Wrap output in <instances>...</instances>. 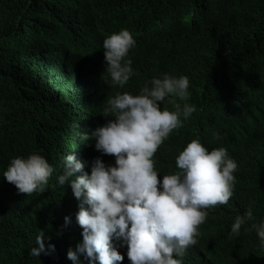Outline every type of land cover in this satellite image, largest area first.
Instances as JSON below:
<instances>
[{
    "label": "clouds",
    "instance_id": "obj_1",
    "mask_svg": "<svg viewBox=\"0 0 264 264\" xmlns=\"http://www.w3.org/2000/svg\"><path fill=\"white\" fill-rule=\"evenodd\" d=\"M135 46L127 29L103 39L111 85L123 88L134 74ZM220 48L231 57L251 56L232 64L228 77L222 59L202 60L195 95L190 77L157 74L135 95L111 91L103 112L94 104L90 131L84 103L65 99L60 84L50 123L14 133L22 152L5 162L0 188L12 196H47V216L35 227L26 221L24 264H124L122 251L126 264H187L192 247L198 264H264V213L257 215L248 200L257 186L247 175L238 189L236 157L248 139L245 122L249 137L264 126V114L252 121L256 107L264 109V55L247 45ZM245 89L252 94L247 102L238 97ZM64 113H72L67 123ZM185 125L190 134L175 147L170 139ZM233 193L236 205H227ZM11 198L0 195V207L10 208ZM215 234L227 243L216 245Z\"/></svg>",
    "mask_w": 264,
    "mask_h": 264
},
{
    "label": "trees",
    "instance_id": "obj_2",
    "mask_svg": "<svg viewBox=\"0 0 264 264\" xmlns=\"http://www.w3.org/2000/svg\"><path fill=\"white\" fill-rule=\"evenodd\" d=\"M188 8L196 13L188 16ZM159 19L165 22L159 24ZM120 29L132 31L136 38L129 52L134 74L123 88L105 80L101 47L104 38ZM191 32L195 38L187 37ZM224 45H247L264 55V0H0V175L8 158L22 152L15 146L14 133L50 123V114L58 108L60 84L65 99L70 96L76 104L84 103L82 116H88L92 131L95 117L91 109L95 104L97 112H103V99L111 91L126 89L120 93L135 95L133 91L140 92L151 78L168 72L190 77L195 95L194 73L202 60L222 59L228 64V77L232 64L238 66L251 56L244 51L231 57L221 50ZM257 91L258 86L252 94ZM252 94L248 89L244 98L238 97L247 102ZM66 114L60 119L65 123L72 113ZM263 114L264 109L256 107L252 121ZM248 125L249 120L245 122L248 139L236 152L238 185L244 176H254L257 191L248 200L261 215L264 126L249 137ZM189 134L185 125L170 143L177 147ZM0 195L14 199L10 208L0 207V264H24L23 250L29 243L26 221L35 227L47 216L43 208L47 196H12L1 188Z\"/></svg>",
    "mask_w": 264,
    "mask_h": 264
},
{
    "label": "bare ground",
    "instance_id": "obj_3",
    "mask_svg": "<svg viewBox=\"0 0 264 264\" xmlns=\"http://www.w3.org/2000/svg\"><path fill=\"white\" fill-rule=\"evenodd\" d=\"M256 87V86H255ZM235 107H238L235 106ZM240 189L242 186L241 184L238 186ZM237 195V193H233V196L230 198V200L228 201L227 205H236V200H235V196ZM222 212V217H225L226 213H227V210H221ZM226 218V217H225ZM225 234L229 235V231H223ZM213 240L217 241L218 243L219 242H225L224 241V238L222 235L220 234H215V236L213 237ZM252 239H250L251 241ZM204 243V242H203ZM191 250L188 252L186 258H187V264H198V261L200 260V256L197 254L198 253V250L196 248H190ZM123 255H124V264H126V262H128V259L125 255L126 251H122Z\"/></svg>",
    "mask_w": 264,
    "mask_h": 264
},
{
    "label": "water",
    "instance_id": "obj_4",
    "mask_svg": "<svg viewBox=\"0 0 264 264\" xmlns=\"http://www.w3.org/2000/svg\"><path fill=\"white\" fill-rule=\"evenodd\" d=\"M249 88L251 89L252 87H251V86H249ZM245 90L247 91V89H245ZM246 91H245V93H246ZM210 104L214 105V104H215V102H210Z\"/></svg>",
    "mask_w": 264,
    "mask_h": 264
}]
</instances>
